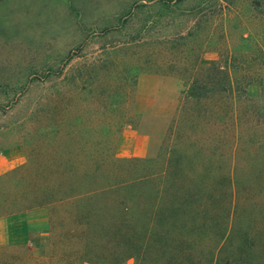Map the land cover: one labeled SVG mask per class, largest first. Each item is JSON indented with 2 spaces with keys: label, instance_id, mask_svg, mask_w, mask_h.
Wrapping results in <instances>:
<instances>
[{
  "label": "trees",
  "instance_id": "obj_1",
  "mask_svg": "<svg viewBox=\"0 0 264 264\" xmlns=\"http://www.w3.org/2000/svg\"><path fill=\"white\" fill-rule=\"evenodd\" d=\"M229 68L185 71L142 157L115 155L114 125L133 117L72 84L34 127L28 162L0 177L17 187L0 192V218L41 215L47 258L1 248L0 264H264V96Z\"/></svg>",
  "mask_w": 264,
  "mask_h": 264
},
{
  "label": "rangeland",
  "instance_id": "obj_2",
  "mask_svg": "<svg viewBox=\"0 0 264 264\" xmlns=\"http://www.w3.org/2000/svg\"><path fill=\"white\" fill-rule=\"evenodd\" d=\"M211 61L264 96V0H0V177L28 162L34 127L50 122L72 84L133 117L136 125H114L118 158L138 157L140 136L146 156L183 75ZM8 178L0 192L16 190ZM46 236L0 249L41 263Z\"/></svg>",
  "mask_w": 264,
  "mask_h": 264
},
{
  "label": "crops",
  "instance_id": "obj_3",
  "mask_svg": "<svg viewBox=\"0 0 264 264\" xmlns=\"http://www.w3.org/2000/svg\"><path fill=\"white\" fill-rule=\"evenodd\" d=\"M142 151L132 156L142 157L148 147V138L140 136ZM45 220L38 214H26L11 218H0V246L14 243L35 245L47 238ZM38 241V242H37Z\"/></svg>",
  "mask_w": 264,
  "mask_h": 264
}]
</instances>
